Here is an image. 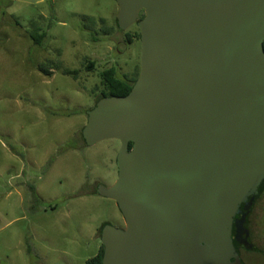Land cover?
<instances>
[{"label": "water", "instance_id": "water-1", "mask_svg": "<svg viewBox=\"0 0 264 264\" xmlns=\"http://www.w3.org/2000/svg\"><path fill=\"white\" fill-rule=\"evenodd\" d=\"M114 1L140 71L82 129L120 143L100 191L125 227L103 226L102 264H264L244 225L264 190V0Z\"/></svg>", "mask_w": 264, "mask_h": 264}, {"label": "rangeland", "instance_id": "rangeland-1", "mask_svg": "<svg viewBox=\"0 0 264 264\" xmlns=\"http://www.w3.org/2000/svg\"><path fill=\"white\" fill-rule=\"evenodd\" d=\"M117 12L114 0H0V264H87L100 226H123L95 194L117 178L119 143L85 146L80 132L100 74L140 71L138 27L120 31ZM250 232L264 252V193Z\"/></svg>", "mask_w": 264, "mask_h": 264}, {"label": "flooded vegetation", "instance_id": "flooded-vegetation-1", "mask_svg": "<svg viewBox=\"0 0 264 264\" xmlns=\"http://www.w3.org/2000/svg\"><path fill=\"white\" fill-rule=\"evenodd\" d=\"M142 14V17H143V13H140V15ZM140 15H139V20H140ZM136 26H137V24H135ZM134 26V25H133ZM116 27H117V25H116ZM138 27V26H137ZM118 28V27H117ZM138 33H139V30H138ZM129 40L127 39V41H125L126 42V44H129V42H128ZM138 41H139V38H138ZM263 46H264V43H263ZM139 75V74H138ZM138 75L136 76V78L135 79H119V80H122V81H127V82H132V84H130L131 85V88H132V86H133V84H134V82L136 81V79H137V77H138ZM116 76V75H115ZM117 77V76H116ZM102 85H103V87H104V89L102 90V91H100V92H98L99 94H98V96L96 97V100H95V102H94V104H93V106H92V108H90L88 111H91L94 107H95V105L97 104V102L100 100V99H102V98H105V97H112V96H110L109 95V91L106 89V86H104V84L102 83ZM88 111L86 112V114L88 113ZM87 117H88V115H87ZM87 121V120H86ZM83 129V128H82ZM82 129H81V131H82ZM80 131V132H81ZM81 140H82V143H83V145H85V146H89L86 142H85V140H84V138H83V135H82V132H81ZM119 143V142H118ZM119 148H120V143H119ZM132 149V145H131V143H129L128 144V152L130 151ZM117 158V157H116ZM116 167H117V163H116ZM22 173V172H21ZM20 173V174H21ZM117 175H118V172H117ZM116 180H117V178H116ZM115 180V181H116ZM115 181H114V183H115ZM113 183V184H114ZM112 184V185H113ZM111 185V186H112ZM110 186H106L105 188H109ZM100 188L101 187H97V189L95 190V194H97V195H99V196H102V197H104V198H106L105 196H103L102 195V193H101V191H100ZM28 189V188H27ZM262 193H264V190L261 192V194L259 195V196H257L255 199H254V201L251 203V206H250V210H249V212L247 213V215H246V217H245V222H244V225H245V228L248 230V238H247V242H249L251 245H252V247L253 248H255V249H257V250H259V251H261L254 243H253V240H252V235H251V232H250V219H251V215H252V213H253V210H254V208H255V203H256V201H257V199L262 195ZM107 199V198H106ZM115 203V202H114ZM116 204V203H115ZM117 206V205H116ZM117 209H118V207H117ZM118 212H119V215H120V217H121V220H122V222H123V226H122V228H118V229H124V227H125V223H124V220H123V217H122V215H121V213H120V211H119V209H118ZM109 225V223H103L102 225L103 226H105V225ZM116 228V227H115ZM102 230V229H101ZM98 237H99V239H100V247H99V249H98V252H97V254L91 259V260H93V259H95L96 257H97V255H98V253H99V251H100V249L102 248V250H103V245H102V243H101V232H100V230L98 231ZM264 253V252H263ZM102 259V258H101ZM87 264H98L97 263V260L95 259V261H94V263H87ZM100 264H102V260H101V262H100Z\"/></svg>", "mask_w": 264, "mask_h": 264}, {"label": "trees", "instance_id": "trees-1", "mask_svg": "<svg viewBox=\"0 0 264 264\" xmlns=\"http://www.w3.org/2000/svg\"><path fill=\"white\" fill-rule=\"evenodd\" d=\"M141 18H142V14L140 15V19ZM39 36L42 37V36H45V34L43 33V34H41ZM128 40H129L128 42L131 43L130 38ZM35 41L39 45L41 44V39L35 40ZM100 78H101V81L104 84V86H106V89L109 91V95L110 96L123 97V96H126L129 93V91L131 90V85L130 84H132V82H127V81L119 80L115 76V73H114V70L113 69H110V70H107V71L102 72L100 74ZM89 112L90 111H88L87 115L89 114ZM102 228H103V225H101L100 228H99L100 232H101V229ZM101 256H102V248L100 249L97 257L95 258L97 260V263L98 264H100V262H101ZM95 259L90 260L89 263L90 262L91 263H94Z\"/></svg>", "mask_w": 264, "mask_h": 264}]
</instances>
